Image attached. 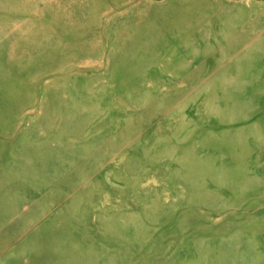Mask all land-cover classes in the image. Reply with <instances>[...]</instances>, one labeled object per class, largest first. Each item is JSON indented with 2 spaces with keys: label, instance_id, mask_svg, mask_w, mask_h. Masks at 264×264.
Wrapping results in <instances>:
<instances>
[{
  "label": "rangeland",
  "instance_id": "374dc122",
  "mask_svg": "<svg viewBox=\"0 0 264 264\" xmlns=\"http://www.w3.org/2000/svg\"><path fill=\"white\" fill-rule=\"evenodd\" d=\"M0 264H264V0H0Z\"/></svg>",
  "mask_w": 264,
  "mask_h": 264
},
{
  "label": "bare ground",
  "instance_id": "6f19581e",
  "mask_svg": "<svg viewBox=\"0 0 264 264\" xmlns=\"http://www.w3.org/2000/svg\"><path fill=\"white\" fill-rule=\"evenodd\" d=\"M147 41V40H146Z\"/></svg>",
  "mask_w": 264,
  "mask_h": 264
}]
</instances>
